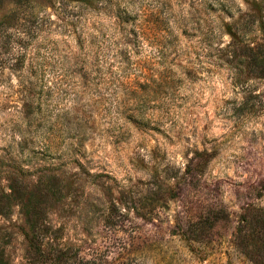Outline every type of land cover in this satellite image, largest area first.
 <instances>
[{"label":"rangeland","instance_id":"1","mask_svg":"<svg viewBox=\"0 0 264 264\" xmlns=\"http://www.w3.org/2000/svg\"><path fill=\"white\" fill-rule=\"evenodd\" d=\"M0 264H264V0H0Z\"/></svg>","mask_w":264,"mask_h":264}]
</instances>
